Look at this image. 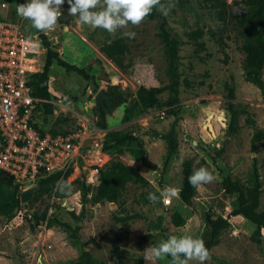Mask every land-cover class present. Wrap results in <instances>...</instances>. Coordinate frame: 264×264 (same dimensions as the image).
I'll return each instance as SVG.
<instances>
[{
  "label": "rangeland",
  "instance_id": "374dc122",
  "mask_svg": "<svg viewBox=\"0 0 264 264\" xmlns=\"http://www.w3.org/2000/svg\"><path fill=\"white\" fill-rule=\"evenodd\" d=\"M0 2L8 4L10 14L29 34L42 40L43 34L62 59L85 68L93 76L86 80L53 64L49 71V94L56 98L65 95L67 108L55 105L51 114L39 115L42 126L46 130L68 131L80 117L97 129L90 132L92 139L85 136L84 147L91 141L93 150L84 151L83 168L72 170L49 193L36 191L10 218L0 215V264H68L77 257L78 246L66 231L59 226L33 225L32 213L42 211L68 222L72 228L79 226V238L93 258L110 263L122 258L121 264H135L136 259L151 264L146 259L147 247L158 245L170 235L209 238L210 224L205 214L210 212L227 217L229 224L221 229L218 242L209 249L211 259L206 264H264V228L260 241L253 240L254 225L241 215H230L237 204L222 186L225 176L238 179L245 187L246 199L250 200L255 165L261 184L258 210H264V137L253 140L255 131L264 132V85L261 90L244 76L242 38L235 29L236 21L245 12L242 0H225L223 8L213 5V0H161L170 6L166 16L168 27L179 41L180 85L177 103L172 107L175 114L167 113L170 107L166 105L165 91L159 95L158 107H144L136 98L139 86H161L167 82L156 19H145L136 27L129 24L128 28L109 34L101 28L81 25L77 16L69 15L65 0L63 16L55 31L39 32L30 21L17 15V5L27 0ZM196 30H201L200 36L194 35ZM124 31L135 32V38L123 37ZM116 38H122L128 46L126 70L117 68L99 51L101 43ZM261 76L264 84V67ZM91 82L96 91H107L110 85H116L124 94V101L106 115L105 128L96 125V91H91ZM227 83L234 86L235 102L247 112L240 115L235 131L228 128ZM246 117L252 121L247 122ZM170 128L175 131L177 151L166 165V142L161 135ZM109 130L139 136L150 163L143 165L133 159L128 151L132 143L104 151L103 137ZM97 142L101 150L96 147ZM112 160L137 168L148 183H126L114 202L92 203L91 196L87 197L84 215L76 222L71 212L78 214L81 210V182H85L90 193L94 192L98 170L95 172L93 168H101ZM185 162H189L192 171L207 168L217 179L205 185V190L195 188L188 204L178 196L170 198L166 205L163 201L166 197H160V190L180 189ZM65 182L72 189L67 194L57 190ZM149 193L160 197V203L150 202ZM174 212L185 218L183 225L171 224ZM170 259L156 264H170Z\"/></svg>",
  "mask_w": 264,
  "mask_h": 264
},
{
  "label": "trees",
  "instance_id": "16d2710c",
  "mask_svg": "<svg viewBox=\"0 0 264 264\" xmlns=\"http://www.w3.org/2000/svg\"><path fill=\"white\" fill-rule=\"evenodd\" d=\"M22 1V0H18ZM213 5L222 7L225 0H213ZM245 5V12L236 21L237 34L242 38L241 50L244 54L243 70L245 79L251 82L259 89H263V80L261 71L264 67V0H242ZM223 8V7H222ZM221 11V10H220ZM146 19H156L158 21L157 36L163 46V57L165 62V73L167 75V82L161 86H139L136 90L137 101L144 107H158L160 106L159 95L162 92L168 93L166 105L170 107L167 110L168 114H175L173 106L177 103L178 87L180 85V74L178 72L177 61L179 51V41L171 33L167 19L161 13L153 9L152 13ZM195 36L201 35V30L193 32ZM45 52L43 54V65L40 72L31 76L29 86L31 94L34 97L41 99L50 98L49 94V71L53 64L62 67L66 71H73L80 77L91 80L92 74L88 73L83 67L69 63L62 59L59 54L50 46L49 41L41 34ZM203 47L202 43H199ZM99 51L109 59L120 70H126L128 63L125 62V54L128 51V46L122 38H116L109 42H103L99 45ZM226 89V109L229 112L228 128L235 131L238 127V119L241 114L246 113V109L240 103L235 102L234 86L231 83L225 85ZM108 97H104L99 105L95 104L96 125L100 128L106 127L105 117L110 114L114 108L124 101V94L117 88L116 85H110L108 90ZM55 106L48 102H42L34 111L33 121L40 133L46 131L38 120L39 115L51 114ZM172 108V109H171ZM246 121L250 122L251 117H246ZM49 130L52 134L66 133L67 130ZM166 142V158L167 165L171 157L177 151V139L175 131L170 128L166 133L161 135ZM264 137V132L255 131L253 140H259ZM128 151L133 159L139 161L143 165L150 163L143 140L133 134L132 132H122L109 130L103 137L102 149L108 151L114 147H119L124 144H130ZM253 187L252 197L250 200L246 199V190L244 185L238 179H232L230 176H225L222 179V186L226 194L235 198L236 207L230 212V215H241L254 225L252 232V239L256 242L260 241L261 229L264 228V210L259 211V197L261 194V184L259 175L255 165L253 166ZM192 173L189 162L183 164L182 181L180 185L179 198L182 202L188 204L194 196L195 188L188 183V176ZM60 173H53L38 180L39 188L37 193L44 194L51 192L56 183L60 180L65 181V175L60 178ZM133 182L144 185L148 183L146 178L139 172V170L129 164L123 163L119 160H112L105 163L101 168H98V184L94 192L90 193L89 187L85 182H81V210L78 214L71 212V216L77 222L85 212V203L88 201L87 197L91 196L90 202L97 203L100 201L114 202L118 199L120 191L124 188L126 183ZM20 190L18 184L15 183L11 177L3 175L0 172V215L10 218L15 211L21 206L19 200ZM33 225L39 226L44 224L46 227L59 226L68 233V237L78 246L79 253L77 257L68 264H121L122 258L116 262L110 263L98 260L92 257L90 252L84 248L83 242L78 235L77 229L79 226H72L65 221L56 218L53 215L47 214L45 211L33 212ZM205 220L210 224L209 238L205 239V245L210 249L218 242L219 234L222 228L229 224L228 218L213 213H206ZM170 222L174 226H181L185 223V218L178 212H174L170 218ZM118 256L120 253L116 249ZM135 264H142L141 259H136Z\"/></svg>",
  "mask_w": 264,
  "mask_h": 264
},
{
  "label": "built area",
  "instance_id": "2783aa9c",
  "mask_svg": "<svg viewBox=\"0 0 264 264\" xmlns=\"http://www.w3.org/2000/svg\"><path fill=\"white\" fill-rule=\"evenodd\" d=\"M43 40L29 34L10 14L6 2H0V172L18 184L20 192L38 184L53 173L62 178L83 168L84 151L92 152V143L84 147L85 136L97 130L83 118H77L66 133H42L34 125L38 105L48 102L66 109V96L48 99L31 94L29 80L42 69ZM101 150V144L95 143ZM97 172V168H93ZM164 204L170 198H164Z\"/></svg>",
  "mask_w": 264,
  "mask_h": 264
},
{
  "label": "clouds",
  "instance_id": "9594fccd",
  "mask_svg": "<svg viewBox=\"0 0 264 264\" xmlns=\"http://www.w3.org/2000/svg\"><path fill=\"white\" fill-rule=\"evenodd\" d=\"M65 0H27L16 7L17 15L31 22V26L39 32L55 31L63 16L62 7ZM68 13L77 16L81 25L92 29L101 28L109 34H115L129 24L139 26L153 11L158 10L167 16L170 6L161 0H67ZM135 32L124 31L123 37L135 38ZM217 177L205 167L194 169L188 176V183L198 190L215 182ZM58 191L70 193L71 185L67 182L58 186ZM180 189L169 187L160 190V197H178ZM160 197L155 193L148 194V200L154 204L160 203ZM170 257V264H206L211 259V253L203 239L190 234L170 235L156 246L147 247L146 259L151 264Z\"/></svg>",
  "mask_w": 264,
  "mask_h": 264
},
{
  "label": "water",
  "instance_id": "95a60500",
  "mask_svg": "<svg viewBox=\"0 0 264 264\" xmlns=\"http://www.w3.org/2000/svg\"><path fill=\"white\" fill-rule=\"evenodd\" d=\"M59 19H61V18H59ZM90 89H91V91H96V87L93 84V82L90 83ZM108 96H109L108 93L104 89L97 90L95 93V103L97 105H99L100 102L102 101V99L104 97H108ZM38 188H39V184H35L33 186H30V187L22 190L19 194L20 203L21 204L27 203L32 198L34 193L38 190Z\"/></svg>",
  "mask_w": 264,
  "mask_h": 264
}]
</instances>
